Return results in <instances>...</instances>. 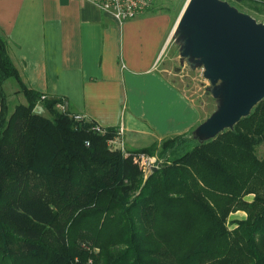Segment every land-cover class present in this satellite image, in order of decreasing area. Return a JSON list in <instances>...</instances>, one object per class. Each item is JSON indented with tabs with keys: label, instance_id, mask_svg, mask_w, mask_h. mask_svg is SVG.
<instances>
[{
	"label": "trees",
	"instance_id": "16d2710c",
	"mask_svg": "<svg viewBox=\"0 0 264 264\" xmlns=\"http://www.w3.org/2000/svg\"><path fill=\"white\" fill-rule=\"evenodd\" d=\"M12 79L27 103L11 111ZM74 115L25 84L0 35V264H264V100L213 140L128 154ZM158 147L144 178L136 155Z\"/></svg>",
	"mask_w": 264,
	"mask_h": 264
},
{
	"label": "crops",
	"instance_id": "0c3cea01",
	"mask_svg": "<svg viewBox=\"0 0 264 264\" xmlns=\"http://www.w3.org/2000/svg\"><path fill=\"white\" fill-rule=\"evenodd\" d=\"M177 21L150 9L119 23L84 0H0V35L25 84L103 127H123L129 151L201 124L195 100L158 68Z\"/></svg>",
	"mask_w": 264,
	"mask_h": 264
},
{
	"label": "water",
	"instance_id": "95a60500",
	"mask_svg": "<svg viewBox=\"0 0 264 264\" xmlns=\"http://www.w3.org/2000/svg\"><path fill=\"white\" fill-rule=\"evenodd\" d=\"M174 38L181 63L203 70L217 102L193 137L204 143L234 130L264 100V23L224 0H188Z\"/></svg>",
	"mask_w": 264,
	"mask_h": 264
},
{
	"label": "rangeland",
	"instance_id": "374dc122",
	"mask_svg": "<svg viewBox=\"0 0 264 264\" xmlns=\"http://www.w3.org/2000/svg\"><path fill=\"white\" fill-rule=\"evenodd\" d=\"M229 2L231 5L236 7L239 11L250 15L260 23H264V0H224ZM188 0H155L151 11H167L170 12L171 17L176 16L179 19L186 3ZM159 71L164 76L171 78L177 86L185 90L187 95L195 100V103L200 107L202 119L201 123L206 121L217 109V102L211 94L207 93V89L210 86L208 80L203 76L202 69H191L186 63H181L179 55V46L176 43H172L170 48L164 54L160 64ZM17 87L15 80H9L5 86L6 92L9 97V105L11 111L20 104H26V99L23 94L15 92ZM43 100V97H42ZM35 112L40 113L44 116L51 117V114L42 107V103L39 107H36ZM198 127V126H197ZM196 129V128H195ZM195 129H193L194 132ZM109 143V141H108ZM159 144V143H158ZM113 150L112 148H110ZM160 147L153 153L154 155H148L156 157L161 161V165L165 163V159L159 156ZM128 152H131L128 150ZM141 154V153H140ZM146 154V153H142ZM257 154L260 158H264V144H261L257 148ZM160 165V166H161ZM160 168V167H159ZM146 174L149 172H145ZM145 174V175H146ZM144 175V178H148L150 175ZM253 197H250V199ZM246 213L237 212L231 215L230 219H244ZM231 226V225H230ZM232 227V226H231Z\"/></svg>",
	"mask_w": 264,
	"mask_h": 264
},
{
	"label": "built area",
	"instance_id": "2783aa9c",
	"mask_svg": "<svg viewBox=\"0 0 264 264\" xmlns=\"http://www.w3.org/2000/svg\"><path fill=\"white\" fill-rule=\"evenodd\" d=\"M92 3L101 11L112 16L117 22L125 23L126 21L133 20L141 15H144L150 9H152L155 0H84ZM46 96H43L45 99ZM58 109L61 111H66L65 104H59ZM76 121H88L92 122L89 118L84 115H74ZM92 130L96 131L99 134H106L107 129L99 124L93 126ZM124 128L120 127L117 129V134L109 140V147L113 150L122 151L124 154H128L126 143L124 141ZM136 161L143 170L144 175H148L153 172V169L160 167L161 161L156 157L148 156L147 154L136 155ZM146 174V175H147ZM145 175V176H146ZM147 175V176H148ZM146 176V177H147Z\"/></svg>",
	"mask_w": 264,
	"mask_h": 264
}]
</instances>
